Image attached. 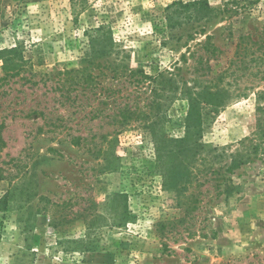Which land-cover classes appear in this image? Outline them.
I'll use <instances>...</instances> for the list:
<instances>
[{"label": "rangeland", "instance_id": "1", "mask_svg": "<svg viewBox=\"0 0 264 264\" xmlns=\"http://www.w3.org/2000/svg\"><path fill=\"white\" fill-rule=\"evenodd\" d=\"M193 1L0 0V50L20 45L28 61L0 81V203L14 190L7 208L0 204V264H264V0H206L228 11L210 24L176 14L171 29L173 4ZM100 25L117 48L93 67L81 59L87 31ZM207 37L218 50L209 77L243 56L230 89L247 95L204 134L218 150L203 151L205 165L194 160L183 197L197 203L185 215V199L162 188L147 126L158 121L181 137L187 103L160 86L156 98L145 77L163 74L180 88L204 79ZM1 67L0 59V78ZM89 74L96 84L85 88ZM154 97L157 111L149 107ZM131 113L137 118L123 124ZM106 138L118 140L115 173L103 171ZM238 151L245 158L228 172ZM28 182L30 197L21 192ZM119 192L128 194L135 222L98 229V252L72 251L70 241L95 216L108 217V197ZM163 221L177 223L159 232Z\"/></svg>", "mask_w": 264, "mask_h": 264}, {"label": "trees", "instance_id": "2", "mask_svg": "<svg viewBox=\"0 0 264 264\" xmlns=\"http://www.w3.org/2000/svg\"><path fill=\"white\" fill-rule=\"evenodd\" d=\"M15 2H24L26 0H14ZM176 7V13L169 14L168 21L169 27L174 28L176 22V14L186 23L193 21L204 22L210 24L214 20L219 19L222 14L228 11V7L224 9L212 6L206 0H198L188 3L177 2L173 4ZM88 41L86 44L84 57L81 59L93 67L101 60L105 59L109 55L115 53L117 44L115 43L112 30L106 25H100L97 28H90L87 31ZM211 37H207V41L204 45L205 55L200 57L199 70L204 72L203 78L192 79L191 85L184 82L183 87H177L172 81L173 78L167 79L163 74H159V78H149L153 81L155 87L152 91L156 98L161 97V93L156 86H160L161 90L170 99V94L177 93L179 97H182V101L187 103V110L183 115V127L184 133L181 137H173L167 133L165 125L158 121L152 120L148 123L147 129L151 134V151L154 154V162L156 164V172L161 178L162 188L166 191L177 192L178 196L184 198L183 203L179 202L182 207L183 214L188 215L192 209L190 206L196 207L197 200H190L183 197L186 194L187 188L190 184H193L192 166L194 160L199 156L203 165L207 163V159L203 156V151L217 152V147L204 143L203 136L207 130L211 127L216 117L224 111L233 101L245 97L247 94L234 93L230 89L233 83L237 82V70L234 68L236 64H243L245 57L241 56L239 62L236 60H229L227 66L216 77L210 78L209 73L212 70L210 62L217 56V48L208 43ZM257 45L258 42L253 43ZM242 49V46H241ZM0 59L2 60L1 71L4 74L1 80L17 75L27 65V60L24 55V49L17 45L15 47L5 48L0 50ZM264 62L263 59H261ZM260 60V61H261ZM97 66V65H96ZM227 77L232 78L234 81L226 80ZM167 80V81H166ZM166 82H169L167 89ZM85 88L96 84V79L91 75H87V79L82 83ZM264 93H261V96ZM174 96V95H173ZM153 98L152 104L149 106L154 110H158L160 103H157L156 98ZM137 116V115H136ZM139 116V115H138ZM145 115L143 114L142 117ZM146 117V116H145ZM158 117V116H157ZM137 118V117H136ZM135 114H125L123 124H128L131 119H136ZM163 120L168 117H163ZM108 147L101 151L102 161H104L102 167L105 173H115L122 167L121 157L118 155L116 147L118 144L117 139H105ZM225 156V155H224ZM213 158L216 162H221L223 155L220 153H214ZM231 159L230 165L227 167L228 172H232L237 166H240L243 162L245 155L242 152H237L229 156ZM198 160V159H196ZM30 182L26 186V190L21 192L26 197L31 196ZM18 188V187H16ZM15 188V189H16ZM232 188H229V192ZM14 196V190L10 191V194L5 197L1 203L7 208L10 197ZM0 203V204H1ZM108 217L97 215L93 223H87L86 230L81 238L70 241L75 244V250H80L81 253H95L98 252L100 246V237H98L97 230L108 226L109 222H112L114 227L124 228L129 224L134 223L137 219L129 209L128 194L124 192L114 193L108 197ZM179 219L177 222H181ZM176 221H163L158 223L159 232L166 230L167 225H175ZM96 226V227H95ZM164 235V233H161Z\"/></svg>", "mask_w": 264, "mask_h": 264}]
</instances>
